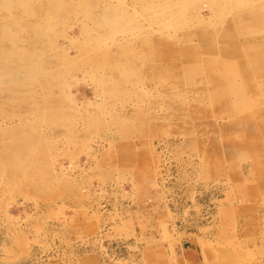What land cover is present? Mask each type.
<instances>
[{
	"label": "rangeland",
	"instance_id": "rangeland-1",
	"mask_svg": "<svg viewBox=\"0 0 264 264\" xmlns=\"http://www.w3.org/2000/svg\"><path fill=\"white\" fill-rule=\"evenodd\" d=\"M0 264H264V0H0Z\"/></svg>",
	"mask_w": 264,
	"mask_h": 264
}]
</instances>
